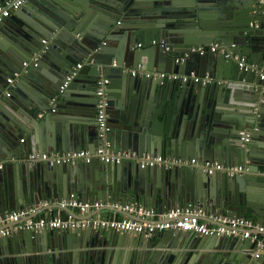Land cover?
Wrapping results in <instances>:
<instances>
[{"label":"water","instance_id":"obj_1","mask_svg":"<svg viewBox=\"0 0 264 264\" xmlns=\"http://www.w3.org/2000/svg\"><path fill=\"white\" fill-rule=\"evenodd\" d=\"M242 58L258 70L240 68ZM139 64L210 82L132 75ZM262 74L261 0H26L0 22V216L48 200L36 215L59 207L80 217L57 202L75 192L101 201L99 213L135 216L123 210L130 203L160 212L194 205L264 224ZM103 78L110 127L104 135L97 121ZM104 145L247 170L29 158L35 151L94 153ZM257 247L250 238L177 229L149 235L24 228L0 237V264H264Z\"/></svg>","mask_w":264,"mask_h":264},{"label":"built area","instance_id":"obj_2","mask_svg":"<svg viewBox=\"0 0 264 264\" xmlns=\"http://www.w3.org/2000/svg\"><path fill=\"white\" fill-rule=\"evenodd\" d=\"M26 0H5L0 3V22L11 14L13 10L19 9ZM264 3V0H261ZM45 42V40H44ZM140 46V44H138ZM214 50L215 46H211ZM206 48H200V52L203 53ZM242 58L240 61V68H247L250 70H258V65L248 64ZM82 66L81 63L77 65V68ZM129 72L132 75H141L146 78L155 79H169L177 80L182 79L188 81L191 78L195 82H202L207 84L209 79H201L193 72L189 74L171 73L164 70H147L139 64L136 68H130ZM75 73V72H74ZM69 75L67 80L62 85L64 88L69 80L73 77ZM264 79V74L261 75ZM9 82L13 79L8 78ZM108 79L99 80L98 95L100 100L98 103L97 121L99 123V131L102 135L107 132L110 127L107 122L106 112V100L104 97L106 84ZM10 95V92L7 93ZM250 133L248 131L242 132V139L248 141ZM23 140V139H22ZM99 159L104 162L121 163L123 159L134 158L142 166H166L170 164L178 165H199L204 168L205 171L213 173L215 171H225L230 175L242 173L247 170L245 165L225 164L215 160H200L197 157L185 159L181 157H171L164 155H152L143 154L139 156L135 152L119 151L116 152L110 147L104 145L91 153L88 149L68 150V151H35L30 153L29 158L32 160L46 161L51 164H57L75 160H85L90 162L93 158ZM2 165H0L1 167ZM62 208L77 209L81 214H87L95 208H101L104 204L101 201H83L75 192L70 193L67 197H64L57 201ZM51 201H46V206L50 205ZM123 207V206H119ZM40 206L34 205L25 207L20 211L8 212L3 216H0V237L10 236L19 229L41 230L45 228L55 229L58 233L75 230L82 227H94V228H112L115 230L125 231L135 234H154L156 232L177 229L185 231H193L201 236L209 235H226V236H240L241 238H250L252 241L258 242V247L264 246V224L255 221L248 217H230L220 216L212 214L215 224H211L206 221V215L208 216L207 209L200 206H188L177 207L166 211H158L156 209H146L142 206L130 203L123 207V210L129 211L135 214V216H123L109 217L104 216L101 212H96L88 216L76 217L73 214L67 213L61 208L58 214H51L50 216L38 217L34 216L38 213ZM62 212L64 214H62ZM117 214V213H116ZM262 237V239H261ZM255 256H259L256 253Z\"/></svg>","mask_w":264,"mask_h":264},{"label":"crops","instance_id":"obj_3","mask_svg":"<svg viewBox=\"0 0 264 264\" xmlns=\"http://www.w3.org/2000/svg\"><path fill=\"white\" fill-rule=\"evenodd\" d=\"M107 118H108V116H107ZM46 201H48V200H43L42 202H41V205H40V208H39V210H38V212L40 211V210H42V208H43V206H46V204H45V202ZM53 202V201H52ZM59 207L57 208V207H55V208H52V209H49V208H47V209H45L44 211H41L38 215H35L34 217L35 218H40V217H44V216H50L51 214H53V215H55V214H58V213H60L59 212ZM76 212L79 214V216H88V215H90V214H94V213H96V212H99V208H95V209H92V211L91 212H89V213H87V214H81L77 209H76ZM101 212V214L102 215H104V216H109V217H118V218H121V217H123V216H125L124 214H120V213H115V212H112L111 210H108V209H103L102 211H100ZM207 213H208V216L206 215V221H208L209 223H211V224H215V221L213 220V216H212V214H214V216H216V214L215 213H211V212H209V211H207ZM62 214H64L63 212H62ZM222 216V215H221ZM231 217H233V216H231ZM248 218H251V219H253V217H248ZM261 239H262V237H261ZM256 253H259V254H261V256L262 255H264V246H262V247H257V249L255 250V254Z\"/></svg>","mask_w":264,"mask_h":264},{"label":"clouds","instance_id":"obj_4","mask_svg":"<svg viewBox=\"0 0 264 264\" xmlns=\"http://www.w3.org/2000/svg\"><path fill=\"white\" fill-rule=\"evenodd\" d=\"M180 74H183V73H180Z\"/></svg>","mask_w":264,"mask_h":264},{"label":"flooded vegetation","instance_id":"obj_5","mask_svg":"<svg viewBox=\"0 0 264 264\" xmlns=\"http://www.w3.org/2000/svg\"><path fill=\"white\" fill-rule=\"evenodd\" d=\"M155 70V69H154Z\"/></svg>","mask_w":264,"mask_h":264}]
</instances>
